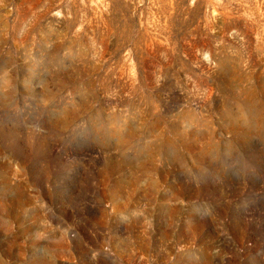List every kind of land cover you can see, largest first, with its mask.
<instances>
[{
    "label": "rangeland",
    "instance_id": "374dc122",
    "mask_svg": "<svg viewBox=\"0 0 264 264\" xmlns=\"http://www.w3.org/2000/svg\"><path fill=\"white\" fill-rule=\"evenodd\" d=\"M0 264H264V0H0Z\"/></svg>",
    "mask_w": 264,
    "mask_h": 264
}]
</instances>
